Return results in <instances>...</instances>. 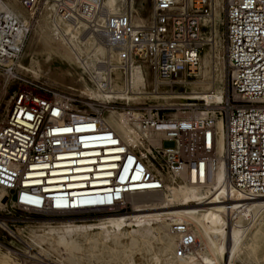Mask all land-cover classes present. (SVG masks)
Returning <instances> with one entry per match:
<instances>
[{"label": "built area", "instance_id": "obj_1", "mask_svg": "<svg viewBox=\"0 0 264 264\" xmlns=\"http://www.w3.org/2000/svg\"><path fill=\"white\" fill-rule=\"evenodd\" d=\"M15 1L20 13L0 0V95L13 88L0 120V210L40 217L124 215L132 210L130 196L159 193L168 184L202 186L220 164L225 191L264 198V0H221L229 96L199 110L125 116L134 145L105 123L103 104L83 98L81 110H70L53 94L19 89L26 79L15 66L41 0ZM43 5H51L46 13L52 27L82 30L108 50L100 71L82 68V78L101 91L117 78L122 94L131 92L136 68L160 83L195 66L214 11L213 0ZM217 120L223 129L219 156ZM169 233L173 257L184 258L195 245L193 234L183 223L171 224Z\"/></svg>", "mask_w": 264, "mask_h": 264}, {"label": "rangeland", "instance_id": "obj_2", "mask_svg": "<svg viewBox=\"0 0 264 264\" xmlns=\"http://www.w3.org/2000/svg\"><path fill=\"white\" fill-rule=\"evenodd\" d=\"M43 11L44 5L43 0H41L33 17L32 24L43 14ZM140 15L142 17L148 15L147 2ZM46 21L48 25H50L49 21ZM207 23L208 21L204 18L203 26L205 27ZM210 23L211 28L204 29L206 32L205 39L207 40L199 50V63L196 66L197 71H199L200 68L204 69L205 78L203 79L199 76L190 75L187 69L182 79H180L179 75L170 81L155 83L151 75L145 77L143 72L137 69L143 74V81L138 83V85L135 84L134 87L135 89L141 90L143 92L142 94H137L133 90H131L130 93L122 94L117 78L112 81L110 87L105 91L94 89L86 78H82L81 69L87 67L90 71L98 73V71H100V63L108 57V50L97 41L95 36L86 33L87 36L84 37L82 43H85V41L92 36L94 37L92 38L93 40H89L96 42L105 51L104 57H99L94 60L93 65L90 67L86 65L85 62L88 57L93 58V46H83L81 48L80 57L77 59V57H66L55 49L41 47L40 45H35L27 49L25 40L16 64L22 66L23 71L19 73L25 76L26 83H22L19 89L41 96L53 94L55 97H59L66 101L69 105H74L76 107L82 106L84 102L82 99L85 98V100L105 105L102 113L107 109L123 111L124 113L133 112L136 114L149 109L157 110L158 113H174L175 109H178L177 111L199 110L201 106L204 107V104H200L202 101H206L210 106L217 105L222 100V97L225 98L229 96L227 65L224 56V22L221 8L217 16L214 8ZM32 29L33 26H31L29 33H31ZM203 58L205 59V64L202 66ZM136 78L137 75L134 73L133 82ZM178 79L180 81H177ZM89 80L91 82L93 81L90 78ZM114 86H116L114 91L117 92L120 97H115L113 100L103 98V96L108 95L107 93H109V91L114 89ZM12 89L11 87L8 90L7 95L4 96L3 93L0 95V120L4 114L3 106ZM127 97L133 100H128ZM188 97L195 98L192 103L193 107L184 108L185 106L183 107V105L190 103L184 102L185 100L183 98ZM70 101L73 102L69 103ZM163 147H171V144L165 142L163 143ZM180 188L179 186L175 187V193L177 192L176 196L166 199L164 201L165 203L157 210L145 211L139 215H143L147 219H160L171 225L180 223L178 221V216L175 214L178 211H184L188 208L197 211L193 217L185 218L186 224L191 226L195 232V245L192 250L186 254L185 257L187 260L183 261L181 264H264V235L261 236V228L264 225V219H260L257 222L255 221V224L249 222L256 219L258 216L259 212L257 208L245 209L238 217V219L243 217L245 222L239 224L236 218V212L230 213L229 208H225L220 212H211L205 209L226 207L228 205L236 206L243 202H238L236 200L229 204L225 199L214 198V196L211 195L212 191L210 189L206 190L205 195L199 200L191 198L186 199L180 194L181 191H184L182 190V186H180ZM132 210L130 212H132ZM106 218L111 217L96 215L80 217H40L18 211L7 214L5 211L0 210V254L7 255L10 262L12 261L15 264H48V259L45 261L41 257H45L42 253L45 248L44 245L41 246V249L34 245L31 242L32 235H44L48 227H54L55 223L59 222L91 223L92 221ZM193 221L199 224L198 230L194 227ZM43 223L51 224L45 225ZM234 229L235 234L232 235ZM210 236H215L214 240ZM260 236L261 240L255 244L256 246L253 245L254 247H250L252 244L251 240ZM78 240L80 243V250L76 253V256L78 257L79 264H116V262L117 264H155L150 255H140L137 251H133V253L132 251H130V253L127 251L126 254L121 252L122 250H108L100 246L93 248L85 244L86 242L80 240V238H78ZM244 241H248V247L244 246L245 248H242L241 243ZM153 244L154 242H152L151 245L154 246ZM173 249L172 251L168 250L164 259H175L173 257ZM56 250L59 252L61 261H63V250L59 248ZM220 253H222V256ZM29 254L36 257L37 260L35 261L34 259L28 258ZM127 255L131 258V263H128Z\"/></svg>", "mask_w": 264, "mask_h": 264}, {"label": "bare ground", "instance_id": "obj_3", "mask_svg": "<svg viewBox=\"0 0 264 264\" xmlns=\"http://www.w3.org/2000/svg\"><path fill=\"white\" fill-rule=\"evenodd\" d=\"M4 2H6L7 5L12 9H14L17 13L21 12L20 7L15 0H4ZM176 2L179 3L180 0H176ZM213 3L215 8V14L217 16L221 8V0H213ZM111 5H112V0H107V6L110 8ZM50 8L51 5L44 6L43 14L35 21V23L31 24V26H33V29L31 33H29V35L25 38L26 40L25 46L27 49H30L35 45H40L41 47L55 49L66 57L69 58L77 57L78 59L80 57L81 48L83 46L86 45L93 46L92 48L94 50L93 58L88 57V59L85 62V64L88 65L89 67L93 65L94 60H96L99 57L100 58L104 57L105 54L104 49L101 46H99L96 42L89 40L94 37L90 36L91 38H88L85 41V43H82L84 37L87 36L85 32L83 34L82 30L76 28H69L68 26H62L60 27V29H57L50 26L51 24L48 25L46 21L48 20L46 16V10ZM135 21L136 22L138 21L137 18L135 19ZM198 63H199V59H197V63L195 66L190 67L188 69L189 71L188 73L196 77L199 76L200 78L203 79L205 78L204 69L200 68L199 71H197L196 66L198 65ZM204 64H205V59L202 61V66ZM15 69L17 72L23 71L22 66H18V64H16ZM185 72L187 71H183L181 73L180 79L184 77ZM134 73L137 75V78L134 82H132V90L137 94H142L143 92L139 89H135L134 85L135 84L138 85V83L143 81V74L140 71H138L137 68L134 70ZM133 78H134V74H133ZM177 81L180 80L178 79ZM115 87L116 86H114V89L112 91H109V93H107L108 95L103 96V98H106L107 100H113L115 99V97H120V95L114 91ZM58 99L61 98L58 97ZM127 99L133 100L130 99L129 97H127ZM183 99L185 100L184 102L190 103L183 105V107L184 106L193 107L192 103L195 100L194 97H188ZM213 106L216 105L210 106L209 103L205 101L204 104L205 108L213 107ZM67 107L70 110L72 109L81 110V107H76L74 105L67 104ZM104 112L102 113V118L105 121V123L116 133H118L121 137L125 138L130 144L134 145L135 144L134 139L131 135H129L128 129L125 126V116L129 114H131L132 116H138L139 113L137 114L133 112L124 113L123 111H113L111 109H107ZM215 127L217 132V137L215 142V154L219 156L221 154L222 146H223L222 122L220 120H217ZM223 178H224V169L220 164L209 175L208 180L204 185L202 186L181 185L182 190L184 191H181L180 194L186 199L191 198V199L199 200L202 196L205 195V191L210 189L212 191L211 195H213L214 198L225 199L229 204L235 202L236 200L238 202H243V203L236 206L228 205L226 207H213V208H207L205 210L211 212H220L225 208H229L230 213L236 212V218L238 219L240 214H242V212L245 209L257 208L259 212L258 216L256 217V219L251 220L249 222L255 224L254 223L255 221L257 222L260 219H264V198L249 199L237 195L232 190H230L229 192L227 190L225 191L222 188ZM175 190H176L175 186L168 184L165 185L164 190L159 193H142V194L132 195L129 197V202L133 210L129 214L117 215L116 217L92 221L91 223H85V222L55 223L54 227H48V228L46 227L47 230L44 235H32L31 242L34 245L38 246L40 249L41 246L44 245L45 248L42 251V253L45 257L43 256L41 257L45 261L48 259L47 260L48 264H79L78 257L76 256V253L80 250V243L78 238H80V240L86 242L85 244H88V246L93 248L100 246L108 250H122L121 252L126 254L127 251L129 253L130 251H132V253L133 251H137L140 255H150L152 257V261L155 264L157 263L181 264L183 261L187 260L186 257L177 260L171 258L164 259L168 250L172 251V249L175 246V237L169 233L170 225L165 223V221H161L160 219H156V220L147 219L145 216L139 215L142 212L150 211V210L153 211L160 208V206L163 203H165L164 201L166 199L173 198L176 196L177 192L175 193ZM2 193L3 192L0 191V197ZM195 212L197 211L188 208L187 210L178 211L177 213H175L178 216V221L180 223L185 224L188 227L190 232L193 234L194 238H195V232L191 226L186 224L185 218L193 217V215L196 214ZM238 222L239 224H242L245 222V219L241 217L238 219ZM43 224L50 225L51 223H43ZM194 227L196 228V230H198L199 224L197 222H194ZM261 231H262L261 236H263L264 225L262 226ZM234 234H235V229L232 231V235ZM261 236L252 239L251 240L252 244L250 245V247L257 244L261 240ZM211 238H213L214 240L215 236H212ZM152 242H154L153 244L154 246L151 245ZM241 244H242V248H245L244 246L248 247L247 246L248 241H244ZM57 248L62 249L64 252L63 261H61L59 252H57L56 250ZM220 254L222 256V253ZM127 257H128V263H131L130 261L131 258H129L128 255ZM28 258L34 259L35 261L37 260V258L31 254L28 255ZM0 264H15V263H13L12 261L10 262L7 255L0 254Z\"/></svg>", "mask_w": 264, "mask_h": 264}]
</instances>
